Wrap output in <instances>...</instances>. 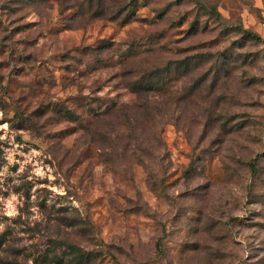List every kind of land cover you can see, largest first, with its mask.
Instances as JSON below:
<instances>
[{"label": "rangeland", "instance_id": "374dc122", "mask_svg": "<svg viewBox=\"0 0 264 264\" xmlns=\"http://www.w3.org/2000/svg\"><path fill=\"white\" fill-rule=\"evenodd\" d=\"M0 264H264V0H0Z\"/></svg>", "mask_w": 264, "mask_h": 264}, {"label": "trees", "instance_id": "16d2710c", "mask_svg": "<svg viewBox=\"0 0 264 264\" xmlns=\"http://www.w3.org/2000/svg\"><path fill=\"white\" fill-rule=\"evenodd\" d=\"M247 33H250V32H247ZM137 95H138V100H135L132 104H129V103H115L111 108L110 107H107L103 112L99 113L98 114V117L96 120L100 119L103 117L105 119H109V120H112L113 119V115L114 114H117L114 118L115 121L117 122H120L121 124H123V122L120 120L122 118H124V120L128 122L130 121H137L138 118L137 116L132 113H128L126 112L125 110H131V108H133V106H136V107H139V108H143V109H148L150 111V108H152V106H154L156 104L155 101H152L150 98L152 96H150L149 98L148 97H144V92L141 91V90H138L137 91ZM148 96V95H147ZM142 104V105H141ZM121 112V113H120ZM119 113V114H118ZM136 113V112H135ZM106 116V117H104ZM132 136H134V133L130 132L128 133V137L131 138ZM255 166V165H253ZM252 166V167H253ZM79 260L80 259H87V257H90V254L85 252V251H81L80 254H79Z\"/></svg>", "mask_w": 264, "mask_h": 264}]
</instances>
